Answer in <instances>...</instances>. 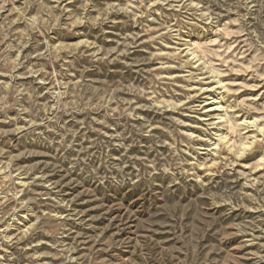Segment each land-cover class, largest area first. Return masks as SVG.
I'll return each mask as SVG.
<instances>
[{"label": "rangeland", "instance_id": "1", "mask_svg": "<svg viewBox=\"0 0 264 264\" xmlns=\"http://www.w3.org/2000/svg\"><path fill=\"white\" fill-rule=\"evenodd\" d=\"M0 264H264V0H0Z\"/></svg>", "mask_w": 264, "mask_h": 264}, {"label": "bare ground", "instance_id": "2", "mask_svg": "<svg viewBox=\"0 0 264 264\" xmlns=\"http://www.w3.org/2000/svg\"><path fill=\"white\" fill-rule=\"evenodd\" d=\"M202 90H206V88H202ZM217 103L218 102H214L212 108H219Z\"/></svg>", "mask_w": 264, "mask_h": 264}]
</instances>
